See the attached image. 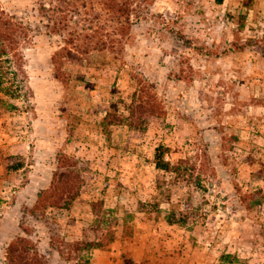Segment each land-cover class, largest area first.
Segmentation results:
<instances>
[{"label": "rangeland", "instance_id": "374dc122", "mask_svg": "<svg viewBox=\"0 0 264 264\" xmlns=\"http://www.w3.org/2000/svg\"><path fill=\"white\" fill-rule=\"evenodd\" d=\"M59 172L76 197L35 208ZM92 204L117 238L76 250ZM19 235L47 264H264V0H0V264Z\"/></svg>", "mask_w": 264, "mask_h": 264}, {"label": "trees", "instance_id": "16d2710c", "mask_svg": "<svg viewBox=\"0 0 264 264\" xmlns=\"http://www.w3.org/2000/svg\"><path fill=\"white\" fill-rule=\"evenodd\" d=\"M217 2H222V0H217ZM170 153L169 148L164 147L163 145L157 146L154 153V163L156 168L164 169V170H172L174 167L172 166L170 160L165 159V155ZM66 160V157H62V162ZM176 169V167H175ZM73 181L72 177L70 178L64 172H59L55 174V181L51 185L50 188L43 190L38 195V200L35 204V208H45L46 206L63 208L69 204L71 200H73L77 192L75 189V182L77 181V175L74 177ZM93 205V225L90 227L91 230L94 229L96 231L95 239L93 240H83V241H75L71 245L76 250L82 249H91V248H100L103 247L108 241H113L117 238V228L114 226H119L118 220H112L108 218H104L102 216L98 208H96V204ZM99 205H102L101 203ZM114 224V225H113ZM123 226L125 224L123 223ZM122 226V227H123ZM23 231L28 234L27 228H24ZM130 229L123 230L124 235L126 233H130ZM59 254L62 257L69 258L68 255H64L63 251L58 249ZM5 260L8 264H47L45 258L38 253L36 250V246L31 244L29 238L25 236H17L15 237L7 246L5 251ZM83 264H88V259L84 258ZM119 264H151L143 261H135L126 253L122 255V262Z\"/></svg>", "mask_w": 264, "mask_h": 264}]
</instances>
